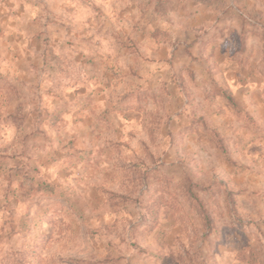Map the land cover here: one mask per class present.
Masks as SVG:
<instances>
[{"label":"rangeland","instance_id":"1","mask_svg":"<svg viewBox=\"0 0 264 264\" xmlns=\"http://www.w3.org/2000/svg\"><path fill=\"white\" fill-rule=\"evenodd\" d=\"M264 263V0H0V264Z\"/></svg>","mask_w":264,"mask_h":264},{"label":"trees","instance_id":"2","mask_svg":"<svg viewBox=\"0 0 264 264\" xmlns=\"http://www.w3.org/2000/svg\"><path fill=\"white\" fill-rule=\"evenodd\" d=\"M250 262L252 264H264V263L260 262L256 257H253V256L251 257Z\"/></svg>","mask_w":264,"mask_h":264}]
</instances>
